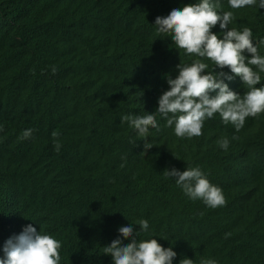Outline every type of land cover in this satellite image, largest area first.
I'll return each mask as SVG.
<instances>
[{
  "label": "trees",
  "instance_id": "1",
  "mask_svg": "<svg viewBox=\"0 0 264 264\" xmlns=\"http://www.w3.org/2000/svg\"><path fill=\"white\" fill-rule=\"evenodd\" d=\"M189 2L0 0V247L32 223L60 241L59 264H112L106 245L118 235L129 242L117 228L144 218L149 229L137 239L160 236L177 253L174 264H264V112L239 131L214 114L191 138L176 137L159 116L147 137L120 122L154 112L164 74L190 62L149 22L164 4ZM214 2L232 13L230 27L251 29L264 55V9ZM26 128L33 132L24 139ZM146 139L153 146L143 154ZM187 164L224 188L225 209L188 199L162 173Z\"/></svg>",
  "mask_w": 264,
  "mask_h": 264
},
{
  "label": "clouds",
  "instance_id": "2",
  "mask_svg": "<svg viewBox=\"0 0 264 264\" xmlns=\"http://www.w3.org/2000/svg\"><path fill=\"white\" fill-rule=\"evenodd\" d=\"M227 3L231 9L254 4L264 9V0H227ZM170 7L171 4H164L160 10L166 11L153 19L149 17V22L156 33L167 35L174 48L191 60L176 64L174 77L164 74L168 87L157 97L154 112L122 114L120 122L127 121L136 136L147 137L150 128L159 130L156 118L159 116L176 137L191 138L201 135L204 121L218 114L222 123H230L239 131L246 117L264 112V83L261 84L264 55L258 53L251 29L230 27L232 13L218 11L214 0H190L181 6ZM217 24L221 29L219 33L212 31ZM259 43L264 44V38ZM205 60L212 62L211 69V64ZM251 66H255V70ZM241 85L247 87L242 94L231 89ZM32 132L31 128L23 129L22 138H29ZM51 136L54 147L58 149L59 142L55 139L58 133L53 131ZM144 141L143 154L153 146L151 141ZM217 143L223 150L229 147L227 137H221ZM162 173L171 178L188 199L200 200L211 208L227 207L228 194L224 188L211 183L199 166L187 164L183 171L173 166L165 168ZM249 183L254 185L253 189L259 187L252 181H247V186ZM133 225H139V229L134 230ZM148 229V220L144 218L120 225L117 232L127 237L129 242H122L118 235L106 245L105 254L111 256L112 264H174L177 253L171 246L164 247L158 243L156 237L160 236L137 239ZM59 248V240L42 231L41 226L38 231L28 223L18 234L3 242L0 264H59ZM177 264H194V260L184 257ZM199 264L218 262L212 258H201Z\"/></svg>",
  "mask_w": 264,
  "mask_h": 264
},
{
  "label": "bare ground",
  "instance_id": "3",
  "mask_svg": "<svg viewBox=\"0 0 264 264\" xmlns=\"http://www.w3.org/2000/svg\"><path fill=\"white\" fill-rule=\"evenodd\" d=\"M98 15V14H97Z\"/></svg>",
  "mask_w": 264,
  "mask_h": 264
}]
</instances>
